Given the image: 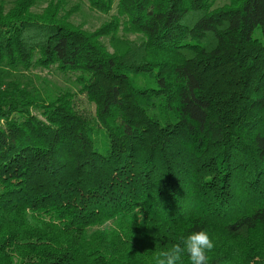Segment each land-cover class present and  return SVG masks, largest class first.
Returning a JSON list of instances; mask_svg holds the SVG:
<instances>
[{
  "label": "trees",
  "instance_id": "trees-1",
  "mask_svg": "<svg viewBox=\"0 0 264 264\" xmlns=\"http://www.w3.org/2000/svg\"><path fill=\"white\" fill-rule=\"evenodd\" d=\"M80 1L0 0V264H264V0Z\"/></svg>",
  "mask_w": 264,
  "mask_h": 264
},
{
  "label": "rangeland",
  "instance_id": "rangeland-1",
  "mask_svg": "<svg viewBox=\"0 0 264 264\" xmlns=\"http://www.w3.org/2000/svg\"><path fill=\"white\" fill-rule=\"evenodd\" d=\"M66 8L79 6L78 12L72 17V22L75 25L81 26L85 30L93 31L98 27L102 26L107 20L108 16H104L100 13L89 9L88 5L84 1L80 0H64ZM228 0H217L216 5H222ZM46 0H42V3ZM41 6H44L42 4ZM23 76L27 81L31 82V85L35 88H48L57 90H69L76 93L77 105L85 111H93V108L89 106L83 96L79 95L73 86V80L69 77H62L56 72H48L43 70H32L30 73H23Z\"/></svg>",
  "mask_w": 264,
  "mask_h": 264
},
{
  "label": "clouds",
  "instance_id": "clouds-1",
  "mask_svg": "<svg viewBox=\"0 0 264 264\" xmlns=\"http://www.w3.org/2000/svg\"><path fill=\"white\" fill-rule=\"evenodd\" d=\"M215 238L212 233L201 228L192 231L170 247L155 254L154 264H208L209 253L215 248Z\"/></svg>",
  "mask_w": 264,
  "mask_h": 264
}]
</instances>
